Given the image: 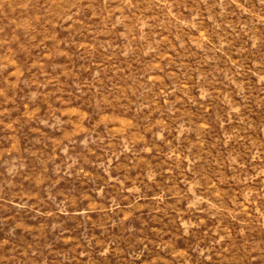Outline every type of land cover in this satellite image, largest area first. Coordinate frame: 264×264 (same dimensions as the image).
Wrapping results in <instances>:
<instances>
[{"label":"rangeland","instance_id":"rangeland-1","mask_svg":"<svg viewBox=\"0 0 264 264\" xmlns=\"http://www.w3.org/2000/svg\"><path fill=\"white\" fill-rule=\"evenodd\" d=\"M0 264H264V0H0Z\"/></svg>","mask_w":264,"mask_h":264}]
</instances>
